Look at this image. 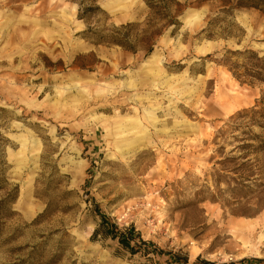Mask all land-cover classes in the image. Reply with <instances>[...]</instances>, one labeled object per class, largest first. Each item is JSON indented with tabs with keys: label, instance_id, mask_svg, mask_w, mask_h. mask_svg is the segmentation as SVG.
<instances>
[{
	"label": "rangeland",
	"instance_id": "374dc122",
	"mask_svg": "<svg viewBox=\"0 0 264 264\" xmlns=\"http://www.w3.org/2000/svg\"><path fill=\"white\" fill-rule=\"evenodd\" d=\"M77 1L0 0V264H264V154L242 149L264 131L240 114L264 84L216 64L264 55V15L181 0L145 57L95 41L141 24V0L85 3L87 21ZM94 206L148 245L94 237Z\"/></svg>",
	"mask_w": 264,
	"mask_h": 264
},
{
	"label": "trees",
	"instance_id": "16d2710c",
	"mask_svg": "<svg viewBox=\"0 0 264 264\" xmlns=\"http://www.w3.org/2000/svg\"><path fill=\"white\" fill-rule=\"evenodd\" d=\"M98 0H78L76 3L79 7L78 18L83 21H87L92 17V13L98 10L97 7H84L85 3L95 4ZM147 9V14L144 21L141 24L129 23L125 26L115 29L110 36L104 38H98L97 45H109L118 46L124 51L132 54H136L141 51L145 57L149 56L156 43L168 30H171V35H174L181 27L180 18L184 11L187 9V4L182 3L181 0H141ZM211 2L215 5L218 4L219 13L228 15L229 13L240 10H254L264 15V0H202L201 3ZM142 26L140 35H133L139 27ZM219 29L217 21H209L207 26L201 33H206L207 39H212L216 35L214 32ZM230 34L227 32V28L221 29L219 36L223 38L228 37ZM210 56H207L209 58ZM218 66L224 68L233 79L244 84L247 83L250 86L256 84H264V55L260 56L259 53L243 49L230 50L226 49L220 55ZM256 107H261L258 111L254 108L249 111L240 113L248 116H257L258 121L251 120L252 125H256L259 129L264 131V96L257 103ZM263 107V108H262ZM249 141H253L256 144H246L242 146V149H252L255 153L264 154V133L262 136H254ZM97 216L99 218L98 228L94 231L93 236L101 235L103 238H108L112 241H116L118 246L129 253L131 256L139 253L137 250V243L144 246L148 244L144 243L140 239V235L137 234L134 228L118 229L114 224H111L105 214L94 206ZM208 264V263H205Z\"/></svg>",
	"mask_w": 264,
	"mask_h": 264
},
{
	"label": "bare ground",
	"instance_id": "6f19581e",
	"mask_svg": "<svg viewBox=\"0 0 264 264\" xmlns=\"http://www.w3.org/2000/svg\"><path fill=\"white\" fill-rule=\"evenodd\" d=\"M223 105L224 106H229V105H231V107H234V106H237V105H239V103L238 102H234L233 101V104L232 103H230V101L229 100H225V102L223 103ZM243 244H248L247 242H243ZM232 245H235V243H229V246H232Z\"/></svg>",
	"mask_w": 264,
	"mask_h": 264
}]
</instances>
